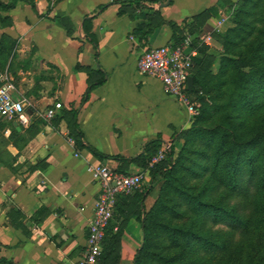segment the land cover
Segmentation results:
<instances>
[{
    "label": "crops",
    "instance_id": "crops-1",
    "mask_svg": "<svg viewBox=\"0 0 264 264\" xmlns=\"http://www.w3.org/2000/svg\"><path fill=\"white\" fill-rule=\"evenodd\" d=\"M222 1L144 2L136 9L140 15L136 18L130 14L133 8L119 0H60L51 7L49 0H33L34 6L29 0H18L13 9L1 11L12 24L0 28V39L5 34L15 45L9 57L0 56V79H12L13 95L26 101L29 113L26 125L0 117L1 256L13 264H75L85 257L88 226L101 191L90 167L104 164L127 173L141 171L143 167L133 160L147 143L171 142L190 125L186 108L165 93L162 81L138 69L145 49L175 42L168 23L156 28L148 40H139L134 31L143 20L140 9L160 10L165 20L186 28L194 15ZM103 4L108 6L96 13ZM122 8L128 12L120 14ZM223 10L220 6V15L210 17L201 31L212 36L206 46L218 56L222 46L215 28ZM87 15H94L97 44L83 32ZM57 16L71 21L72 35L56 21ZM228 27L229 23L223 31ZM87 66L101 71L106 81L86 97ZM58 102L62 107L56 108L57 115L78 110L86 144L79 151L69 142L65 119L37 126L46 110ZM4 123L8 125L3 127ZM89 146L120 160L100 159ZM38 165L36 170L28 169ZM148 192L142 202L146 208ZM137 206L133 195L117 201L112 225L122 230L118 264H134L143 243Z\"/></svg>",
    "mask_w": 264,
    "mask_h": 264
},
{
    "label": "trees",
    "instance_id": "trees-1",
    "mask_svg": "<svg viewBox=\"0 0 264 264\" xmlns=\"http://www.w3.org/2000/svg\"><path fill=\"white\" fill-rule=\"evenodd\" d=\"M17 1L0 0V28L12 24L1 11L13 9ZM29 1L34 6L33 0ZM58 1L49 0V6ZM119 1L124 7L133 8L130 14L136 18L140 16L136 9L144 2L167 0ZM231 2L223 0L197 13L186 28L165 20L160 10L144 12V6L140 9L143 20L136 23L134 31L139 40H148L156 28L168 23L173 30V45L187 35L196 40L206 21L220 15V6L235 12L234 25L217 33L222 46L219 56L209 53L208 46L203 45L194 58V87L189 93L199 101V113L171 140L165 158L150 168L152 186L161 180L154 204L146 208L142 203L146 188L119 197H136L135 214L143 223V243L134 264H264V0H239L235 10L230 8ZM107 6L100 5L96 13ZM93 18L94 15L85 17L83 32L97 44ZM56 21L69 35L73 34L68 18L57 16ZM7 40L2 34L0 56L4 58L11 55L15 45ZM77 67L83 68L79 63ZM85 68L87 97L106 77L90 66ZM31 110L34 111L32 105ZM61 119L67 122L76 150L85 147L78 110H65L62 116L55 114L50 123L55 125ZM45 121L39 119L37 126ZM161 147L159 140H153L133 161L147 169ZM89 148L100 159L120 160ZM37 167L40 165L28 169ZM10 168L17 171L14 166ZM113 168L123 172L117 166ZM121 237L122 230H115L111 221L98 264H118ZM0 264L13 261L0 255Z\"/></svg>",
    "mask_w": 264,
    "mask_h": 264
},
{
    "label": "built area",
    "instance_id": "built-area-1",
    "mask_svg": "<svg viewBox=\"0 0 264 264\" xmlns=\"http://www.w3.org/2000/svg\"><path fill=\"white\" fill-rule=\"evenodd\" d=\"M229 16L226 10L222 11L215 28L216 32L223 31L224 26L230 23ZM211 41L210 34L201 33L196 40L193 36L187 35L176 45L151 46L145 49L138 59V69L143 74L160 79L165 93L174 97L186 108L190 121L198 115L200 103L190 95L188 79L192 76L194 58L198 56L200 47L210 45ZM14 89L11 78L0 79V117L17 120L26 125L29 123L26 101L15 98ZM60 107L62 104L58 102L55 107L48 108L44 115L45 120L50 122L56 114V108ZM69 142L75 146L73 138L70 137ZM170 148L171 142L164 143L150 161L148 168L137 172L125 173L104 164L90 167L101 191L88 226L86 255L75 264L99 263L106 230L114 218L118 198L142 188L150 176V168L161 162Z\"/></svg>",
    "mask_w": 264,
    "mask_h": 264
},
{
    "label": "rangeland",
    "instance_id": "rangeland-1",
    "mask_svg": "<svg viewBox=\"0 0 264 264\" xmlns=\"http://www.w3.org/2000/svg\"><path fill=\"white\" fill-rule=\"evenodd\" d=\"M238 2H239V0H232V2L229 4L230 5V8H234V10H235V6L237 5ZM234 12L235 11H233V13H230V11L227 12L230 15L229 16V19H230L229 27H231V26L234 25V21H233ZM152 182L153 181H152V176H151L150 177L149 184L148 185L146 184V186H145L146 189L150 192L149 194L151 195L150 196V199L148 201V208H150L154 204L155 200L157 199L158 194H159V188H160V185H161V180L160 181L158 180L157 182H154V185L153 186H152Z\"/></svg>",
    "mask_w": 264,
    "mask_h": 264
},
{
    "label": "water",
    "instance_id": "water-1",
    "mask_svg": "<svg viewBox=\"0 0 264 264\" xmlns=\"http://www.w3.org/2000/svg\"><path fill=\"white\" fill-rule=\"evenodd\" d=\"M188 87L190 90L193 89L194 87V76H190L189 79H188Z\"/></svg>",
    "mask_w": 264,
    "mask_h": 264
}]
</instances>
